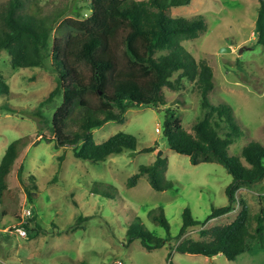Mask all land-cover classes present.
Wrapping results in <instances>:
<instances>
[{
    "label": "rangeland",
    "instance_id": "rangeland-1",
    "mask_svg": "<svg viewBox=\"0 0 264 264\" xmlns=\"http://www.w3.org/2000/svg\"><path fill=\"white\" fill-rule=\"evenodd\" d=\"M7 2L0 0V7ZM26 2L36 4L44 15L60 14L53 36L67 35L68 21L90 16V0ZM258 5V0H192L188 6L169 11L173 17L201 16L205 21L206 29L197 38L183 41V45L196 61H207L213 70L214 88L208 94L209 102L230 105L243 131L230 146V155H239L249 142L264 147V47L256 43ZM227 47L230 52H220ZM176 78L173 75L172 79ZM0 81L9 87L8 99L0 95V162L11 142L22 141L8 175V192L0 199V264H264V248H259L256 240H251L250 251L235 261L223 255L207 258L170 249L187 238L202 240L201 229L229 224L241 209L236 203L234 211L203 226L188 228L180 239L175 238L184 209L191 211L193 219L204 221L213 207L228 204L225 189L232 182L222 165L194 166L187 156L172 151L167 144L166 109L174 111L189 133L204 115L193 83L183 79L182 88L177 90L165 86V106L129 108L122 123L108 122L95 129L96 143L119 132L132 135L136 152L125 150L105 161L89 162L77 159L71 147L56 148L50 125L62 100L56 97L44 103L56 87L55 73L43 68L14 69L11 56L2 50ZM145 147H153L154 151L139 152ZM159 152L162 154L158 156ZM160 157L167 160L165 178L172 182L171 189L155 191L146 175L138 179L136 186H127V180L140 166L153 164ZM261 195L264 178L244 184L236 192L237 199H244L249 206L252 228L254 215L262 206ZM160 208L170 224L172 239L151 251L142 246L140 239L130 243L127 230L131 225L139 228L136 218L146 231L166 238L164 229L151 220ZM28 209L39 223L40 233L21 238L12 227L30 220Z\"/></svg>",
    "mask_w": 264,
    "mask_h": 264
},
{
    "label": "trees",
    "instance_id": "trees-1",
    "mask_svg": "<svg viewBox=\"0 0 264 264\" xmlns=\"http://www.w3.org/2000/svg\"><path fill=\"white\" fill-rule=\"evenodd\" d=\"M191 2L90 0V16L73 23L68 21L67 35L59 37L52 33L60 14L44 15L36 4L8 0L0 7V51L9 53L14 69L43 68L55 73L56 87L44 103L56 97L62 100L50 125L56 148L71 147L77 159L89 162H102L125 150L136 152L132 135L119 132L96 143L93 138L95 129L108 122L122 123L129 108L165 106L162 92L165 86L177 90L182 88L183 79L193 83L199 91L204 115L189 133L174 111L166 109L164 136L167 144L172 151L187 156L194 166L201 163L222 165L232 176V182L225 189L228 204L213 207L204 221L193 219L191 211L184 209L182 226L175 238L180 239L188 228L203 226L209 220L234 211L236 203L241 209L231 223L201 229L202 240L187 238L170 249L179 254L207 258L223 255L228 261H235L240 254L250 251L251 240L258 241L259 248H264V195L259 196L262 206L254 215V228L247 202L236 197L242 185L264 178V147L249 142L239 155H230V146L243 135V131L230 105L209 102L208 94L214 88L213 70L207 61H196L183 45V41L197 38L206 29L205 21L201 16L186 19L169 14L171 8L188 6ZM258 3L256 43L264 47V0H258ZM175 74L177 78L173 80ZM0 95L9 98V87L1 81ZM21 143V139L11 142L2 156L0 199L8 192V175L19 156ZM153 151V147H145L139 152ZM166 170V158H156L153 164L140 166L127 180V186H136L138 179L146 175L155 191L171 189L173 184L165 178ZM21 172L22 167L19 176ZM27 193L30 196L29 189ZM29 219L23 223L27 238L40 233L36 218L30 215ZM151 220L164 229L166 238L146 231L136 218L134 222L139 228L129 226L128 241L140 239L142 246L149 251L165 246L172 235L163 210L151 216Z\"/></svg>",
    "mask_w": 264,
    "mask_h": 264
},
{
    "label": "built area",
    "instance_id": "built-area-1",
    "mask_svg": "<svg viewBox=\"0 0 264 264\" xmlns=\"http://www.w3.org/2000/svg\"><path fill=\"white\" fill-rule=\"evenodd\" d=\"M30 214H31V210L28 209L26 211V215L29 216ZM23 223L25 222L21 221V223H18L12 227L13 231L21 238L27 237V231L25 230V228H23Z\"/></svg>",
    "mask_w": 264,
    "mask_h": 264
},
{
    "label": "water",
    "instance_id": "water-1",
    "mask_svg": "<svg viewBox=\"0 0 264 264\" xmlns=\"http://www.w3.org/2000/svg\"><path fill=\"white\" fill-rule=\"evenodd\" d=\"M230 51H231V49H230L229 47L220 50L221 53H227V52H230ZM160 154H162V152H159V153H158V156H159Z\"/></svg>",
    "mask_w": 264,
    "mask_h": 264
}]
</instances>
